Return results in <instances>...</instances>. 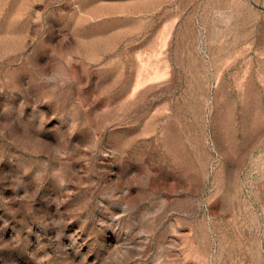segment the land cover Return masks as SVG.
Segmentation results:
<instances>
[{"label": "rangeland", "instance_id": "1", "mask_svg": "<svg viewBox=\"0 0 264 264\" xmlns=\"http://www.w3.org/2000/svg\"><path fill=\"white\" fill-rule=\"evenodd\" d=\"M0 264H264V0H0Z\"/></svg>", "mask_w": 264, "mask_h": 264}]
</instances>
